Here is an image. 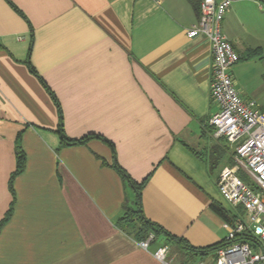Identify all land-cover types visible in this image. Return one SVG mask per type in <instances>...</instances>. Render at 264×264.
Listing matches in <instances>:
<instances>
[{"label": "crops", "instance_id": "obj_1", "mask_svg": "<svg viewBox=\"0 0 264 264\" xmlns=\"http://www.w3.org/2000/svg\"><path fill=\"white\" fill-rule=\"evenodd\" d=\"M195 1L0 0V223L12 205L0 264L213 262L179 242H224L212 206L227 209L216 182L235 166L208 124L211 43L187 35ZM221 32L238 54L264 53V0L232 3ZM18 133L26 161L12 192ZM134 183L142 215L163 231L146 249L119 227Z\"/></svg>", "mask_w": 264, "mask_h": 264}, {"label": "built area", "instance_id": "obj_2", "mask_svg": "<svg viewBox=\"0 0 264 264\" xmlns=\"http://www.w3.org/2000/svg\"><path fill=\"white\" fill-rule=\"evenodd\" d=\"M236 1L242 0H201L199 20L187 31L211 43L209 94L217 110L208 124L233 148L235 159V166L220 170L216 182L229 220L223 221L225 240L210 264H264V113L254 101L240 98L230 74L240 55L221 32L223 16ZM238 167L252 177L255 189L238 177ZM152 239L149 235L139 246L146 249ZM167 252L162 247L154 256L163 261Z\"/></svg>", "mask_w": 264, "mask_h": 264}, {"label": "trees", "instance_id": "obj_3", "mask_svg": "<svg viewBox=\"0 0 264 264\" xmlns=\"http://www.w3.org/2000/svg\"><path fill=\"white\" fill-rule=\"evenodd\" d=\"M192 4V6L194 7V9L197 8V2L195 0H189ZM240 55V60L239 61H251V60H261L264 59V53L261 47H257V48H247L243 54H239ZM59 132H62V129H60ZM20 138H21V133H18L16 138H15V162H16V167H15V171L12 173L10 179H9V190L13 192L12 189V180L13 178L18 175L19 173H21L24 168H25V154L21 148V143H20ZM82 140L84 141V139L81 140H70L66 137H64V141L66 143V145H75L77 143H81ZM115 170L119 173V175L121 176L123 181H126L128 183H130V180L128 178V176L125 174V172L123 170H121L120 167H118L116 164L113 165ZM135 190L137 191L135 200H134V208L129 207L127 205H125V207L123 206L124 209V213L123 216L120 219L119 222V227L125 231L128 232L130 234H132L137 241L141 242L143 240H145L149 235H153V237H155V235L162 233V229L154 224L151 223L150 221H148L147 219L144 218V216L141 213V210L139 209V189L141 187L140 184H133ZM213 209L222 217L223 221H228L229 220V216H228V211L224 208L221 207H217L215 205L212 206ZM12 211V205L10 206L9 210L6 213L5 218L2 220V222L0 223V225L5 222ZM170 237V236H169ZM180 243H182L184 245V247L188 248L191 254H195V255H207L208 253H213L215 254V251L218 247H220L221 245H223V242L220 244H215V245H211V246H207V247H203V248H195L193 246H190L185 240L180 239L179 240Z\"/></svg>", "mask_w": 264, "mask_h": 264}, {"label": "rangeland", "instance_id": "obj_4", "mask_svg": "<svg viewBox=\"0 0 264 264\" xmlns=\"http://www.w3.org/2000/svg\"><path fill=\"white\" fill-rule=\"evenodd\" d=\"M257 60L239 61L242 65H240L235 72L234 86L241 99L254 101L258 108L264 113V59ZM237 175L244 184L255 189V183L252 177L240 170L239 167ZM191 257L188 259L183 254H177L176 263L196 264L198 261L195 260L196 262H191L193 260Z\"/></svg>", "mask_w": 264, "mask_h": 264}]
</instances>
